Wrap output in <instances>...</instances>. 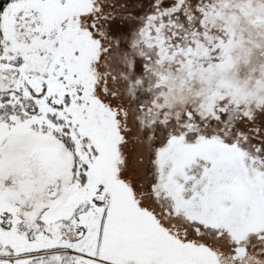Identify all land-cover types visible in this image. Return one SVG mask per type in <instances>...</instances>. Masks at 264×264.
<instances>
[{"label":"snow or ice","instance_id":"6c2138e0","mask_svg":"<svg viewBox=\"0 0 264 264\" xmlns=\"http://www.w3.org/2000/svg\"><path fill=\"white\" fill-rule=\"evenodd\" d=\"M0 264H264V0H0Z\"/></svg>","mask_w":264,"mask_h":264}]
</instances>
